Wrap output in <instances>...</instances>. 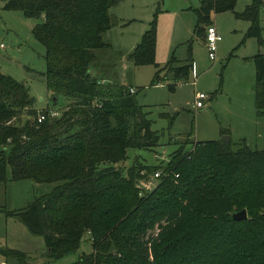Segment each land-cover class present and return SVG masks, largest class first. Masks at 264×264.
Listing matches in <instances>:
<instances>
[{"label": "trees", "instance_id": "obj_1", "mask_svg": "<svg viewBox=\"0 0 264 264\" xmlns=\"http://www.w3.org/2000/svg\"><path fill=\"white\" fill-rule=\"evenodd\" d=\"M119 1L0 0V7L38 19L31 33L44 46L47 90L55 100L70 99L58 117L38 122L28 87L0 71V182L57 183L24 207L0 206V212L42 236L51 260L75 252L87 233L91 251L69 264H264V150L244 140L236 147L230 139L204 140L188 151L180 146L154 166L136 158L127 170L120 167L127 149L152 150L160 134L135 90L114 82L112 47L103 33L118 22L110 7ZM262 2L252 0L236 13L250 21L245 38L254 35L260 43ZM234 3L199 0L194 32L202 33L212 11ZM158 11L126 57L153 64L150 85L171 79L172 91L189 80L193 60L189 53L183 64L173 55L163 65L156 61ZM254 57L263 116L264 53ZM157 171L149 189L138 184ZM242 209L247 218L234 220ZM0 253L25 257L9 248Z\"/></svg>", "mask_w": 264, "mask_h": 264}, {"label": "rangeland", "instance_id": "obj_2", "mask_svg": "<svg viewBox=\"0 0 264 264\" xmlns=\"http://www.w3.org/2000/svg\"><path fill=\"white\" fill-rule=\"evenodd\" d=\"M250 2L252 0H235L230 9L212 11L211 23L221 35L215 59L209 58L201 34L194 32L193 8L199 4L198 0H124L110 8V12L117 9L119 13L114 14L118 22L103 33L112 47L109 57L116 68L114 82L135 90L137 101L151 120L152 130L160 134L159 144L152 150L127 149V158L120 167L127 170L136 158L154 166L160 161L166 162L169 154L180 146L188 151L195 142L224 136H229L233 147L244 139L249 148L264 150V116L258 114L256 107L254 57L264 52V0L260 6L262 43L254 35L245 38L250 21L236 15ZM158 6L156 61L163 65L173 55L176 64H183L189 53L194 61L195 73L190 74L187 82L177 83L173 91L167 87L173 83L171 79L150 85L156 70L153 64L136 65L126 59L148 28ZM36 21L21 10L0 7V71L28 87L33 99L32 109L61 113L70 99L58 95L53 101L47 90L41 74L46 68L44 46L31 33ZM196 93L208 96L200 109L193 106ZM25 118L23 113L19 123ZM221 129L230 131V135H221ZM2 148L0 146V150ZM7 172L9 177V168ZM142 181L138 183L140 186H143ZM56 184L36 183L31 179L0 182V206L7 210L22 208L35 195L49 192ZM8 248L23 252L24 261L0 253V264H47L49 261L43 237L32 234L25 224L0 212V249ZM90 251L86 233L75 252L51 263L69 264Z\"/></svg>", "mask_w": 264, "mask_h": 264}, {"label": "built area", "instance_id": "obj_3", "mask_svg": "<svg viewBox=\"0 0 264 264\" xmlns=\"http://www.w3.org/2000/svg\"><path fill=\"white\" fill-rule=\"evenodd\" d=\"M220 39H221V35L218 33L215 25L212 23L207 24L206 28H205V43H206V48H207L209 58L215 59L217 42ZM130 92H134V89L131 88ZM207 99H208V96L206 94L196 93L194 96L193 106L196 109L201 108L204 106V104H205L204 101H206ZM60 114L61 113H59L58 111H51L49 109H42V110L38 111V113H37V121L42 122L43 120H45L47 118L58 117ZM158 175H159V172L157 171L151 176V178H149V180L142 181L141 182V185H143L142 187L149 189L153 184V180L156 177H158Z\"/></svg>", "mask_w": 264, "mask_h": 264}, {"label": "crops", "instance_id": "obj_4", "mask_svg": "<svg viewBox=\"0 0 264 264\" xmlns=\"http://www.w3.org/2000/svg\"><path fill=\"white\" fill-rule=\"evenodd\" d=\"M121 1H124V0H121ZM121 1H119L118 3H116V4H114L113 6H117ZM199 1V0H198ZM2 3V2H1ZM2 5H3V3H2ZM199 5V4H198ZM197 5V6H198ZM112 7V6H111ZM110 7V8H111ZM112 14H115V15H119V13H118V10L117 9H115V11H112L111 12ZM212 14V13H211ZM37 21H38V19H37ZM36 21V22H37ZM35 22V23H36ZM122 22H124V20H122ZM35 23H33V25L35 24ZM211 23V22H210ZM32 25V26H33ZM32 26H31V28H32ZM110 28V27H109ZM109 28L107 29V30H109ZM107 30L104 32V34L107 32ZM205 28H203V31H202V33H201V37L205 40ZM156 37H157V32H156ZM157 39V38H156ZM106 40V39H105ZM107 41V40H106ZM157 41V40H156ZM261 52V51H260ZM264 53V52H263ZM155 57H156V50H155ZM126 59H128L127 57H126ZM156 59V58H155ZM192 60H193V58H192ZM195 70H194V61H193V68H192V71H191V74L193 75V73H195L194 72ZM168 82V81H167ZM130 88H132V87H130ZM173 91V90H172ZM55 100V98L53 97V101ZM202 108V107H201ZM198 109H200V108H198ZM264 116V115H263ZM228 135H230V131H229V133H228ZM264 135V133L262 132V136ZM244 140V139H243ZM46 253H47V249H46ZM48 262H47V264H52L51 262L52 261H54V260H51V259H49V257H48Z\"/></svg>", "mask_w": 264, "mask_h": 264}, {"label": "water", "instance_id": "obj_5", "mask_svg": "<svg viewBox=\"0 0 264 264\" xmlns=\"http://www.w3.org/2000/svg\"><path fill=\"white\" fill-rule=\"evenodd\" d=\"M222 140H224L225 142H228L229 141V136H224L222 138ZM232 218L234 220H244L247 218V212L245 209H242L240 211H237L235 213L232 214Z\"/></svg>", "mask_w": 264, "mask_h": 264}]
</instances>
